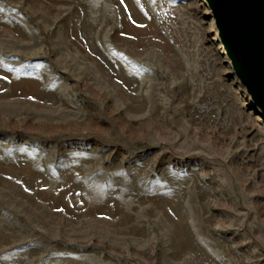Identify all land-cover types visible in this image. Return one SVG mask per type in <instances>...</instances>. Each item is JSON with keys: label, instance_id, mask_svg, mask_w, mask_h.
<instances>
[{"label": "rangeland", "instance_id": "rangeland-1", "mask_svg": "<svg viewBox=\"0 0 264 264\" xmlns=\"http://www.w3.org/2000/svg\"><path fill=\"white\" fill-rule=\"evenodd\" d=\"M0 264H264V119L203 0H0Z\"/></svg>", "mask_w": 264, "mask_h": 264}, {"label": "water", "instance_id": "water-1", "mask_svg": "<svg viewBox=\"0 0 264 264\" xmlns=\"http://www.w3.org/2000/svg\"><path fill=\"white\" fill-rule=\"evenodd\" d=\"M229 67L264 119V0H203Z\"/></svg>", "mask_w": 264, "mask_h": 264}]
</instances>
